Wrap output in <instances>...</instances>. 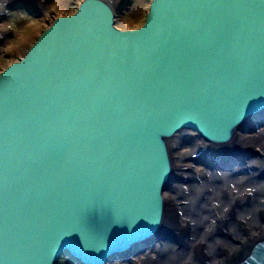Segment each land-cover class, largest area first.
Returning <instances> with one entry per match:
<instances>
[{
	"label": "water",
	"instance_id": "1",
	"mask_svg": "<svg viewBox=\"0 0 264 264\" xmlns=\"http://www.w3.org/2000/svg\"><path fill=\"white\" fill-rule=\"evenodd\" d=\"M261 111L264 0H150L136 28L81 0L0 70V264L129 255L159 228L169 139Z\"/></svg>",
	"mask_w": 264,
	"mask_h": 264
},
{
	"label": "bare ground",
	"instance_id": "2",
	"mask_svg": "<svg viewBox=\"0 0 264 264\" xmlns=\"http://www.w3.org/2000/svg\"><path fill=\"white\" fill-rule=\"evenodd\" d=\"M31 1L40 7L41 0ZM56 4L53 0L52 6ZM263 116L261 111L245 118L239 125L247 130L238 131L239 127L224 140L194 135L190 147L179 150V162L172 164L162 192L159 228L153 238L127 250L131 254L137 246L149 245L139 248L131 264H243L247 260L254 246L264 240ZM249 151L256 153L252 160L257 161L251 169L246 164L232 169L227 165L196 166L201 152L236 159ZM187 165L196 176L188 184H179Z\"/></svg>",
	"mask_w": 264,
	"mask_h": 264
},
{
	"label": "rangeland",
	"instance_id": "3",
	"mask_svg": "<svg viewBox=\"0 0 264 264\" xmlns=\"http://www.w3.org/2000/svg\"><path fill=\"white\" fill-rule=\"evenodd\" d=\"M56 5L52 6L53 0H41V5L37 6L31 0H0V70L8 63L20 58L39 32L46 27L55 16L65 15L75 11L81 0H55ZM114 12V22L120 28H136L140 26L144 20L150 0H108ZM44 5V6H43ZM46 6L48 8L46 9ZM253 120L250 121V123ZM264 122V116H263ZM245 127H240L238 131L245 132ZM237 131V132H238ZM181 134V135H179ZM197 133L191 130H182L178 135L168 141L171 164L179 162V150L190 147L189 141H192ZM181 136V137H180ZM198 137V136H197ZM199 138V137H198ZM173 143V144H172ZM246 157L237 156L236 159L229 157H216L214 153H200L199 164L203 167L216 165L222 166L248 165L249 168L256 166V162L252 159L256 158V153L248 152ZM240 157V158H239ZM185 173L181 174L178 181L179 184H188L195 178L194 169L187 165ZM257 172V171H256ZM177 181V182H178ZM149 245L145 243L137 246L138 249L131 254L120 257L110 258L105 264H131L130 259L137 254L139 248H145ZM54 264H78L67 254H61Z\"/></svg>",
	"mask_w": 264,
	"mask_h": 264
}]
</instances>
